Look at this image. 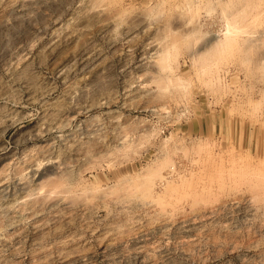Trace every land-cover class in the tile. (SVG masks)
<instances>
[{
	"label": "rangeland",
	"instance_id": "rangeland-1",
	"mask_svg": "<svg viewBox=\"0 0 264 264\" xmlns=\"http://www.w3.org/2000/svg\"><path fill=\"white\" fill-rule=\"evenodd\" d=\"M37 1L0 0V264H264V0L217 82L226 0Z\"/></svg>",
	"mask_w": 264,
	"mask_h": 264
},
{
	"label": "bare ground",
	"instance_id": "bare-ground-1",
	"mask_svg": "<svg viewBox=\"0 0 264 264\" xmlns=\"http://www.w3.org/2000/svg\"><path fill=\"white\" fill-rule=\"evenodd\" d=\"M38 1L36 3H38ZM251 1L252 0H226L224 3L219 5L217 12L219 14V19H221V26L219 28L221 30H219L220 33L216 34V37L210 35L209 31L196 30L194 35L195 38L189 46V59L192 67H195L198 71L197 74L207 75L211 78V81H219L218 72L220 61L227 56L228 53H232V51L236 48L238 34L242 32L243 29H246L248 25V23H246V18L250 17V15H247L248 12H246V9L249 6L248 3ZM255 16L256 15H252L253 18ZM172 77L168 76L167 82H170V78L172 79ZM213 77L214 79H212ZM158 85L160 87H164L166 85V81L164 79L160 80L158 81ZM128 146L124 147L123 150L125 151Z\"/></svg>",
	"mask_w": 264,
	"mask_h": 264
}]
</instances>
